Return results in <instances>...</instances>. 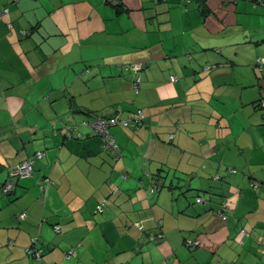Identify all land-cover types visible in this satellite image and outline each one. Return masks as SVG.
Listing matches in <instances>:
<instances>
[{
    "label": "crops",
    "instance_id": "0c3cea01",
    "mask_svg": "<svg viewBox=\"0 0 264 264\" xmlns=\"http://www.w3.org/2000/svg\"><path fill=\"white\" fill-rule=\"evenodd\" d=\"M262 1L0 0V264H260ZM138 110L114 161L91 122Z\"/></svg>",
    "mask_w": 264,
    "mask_h": 264
},
{
    "label": "trees",
    "instance_id": "16d2710c",
    "mask_svg": "<svg viewBox=\"0 0 264 264\" xmlns=\"http://www.w3.org/2000/svg\"><path fill=\"white\" fill-rule=\"evenodd\" d=\"M186 2H190V0H185ZM198 1H201L202 2V4H201V6L203 7V13H204V15H205V12H206V10H205V1L206 0H198ZM256 1H258V2H263L262 0H256ZM207 14V13H206ZM262 102V101H261ZM259 106L261 107V109H264V107H262L261 106V103L259 104ZM137 112L138 111H136V112H134V113H131V114H129L126 118H124V119H122V118H120L119 116H117V115H114V116H109V117H103V116H96L95 118H94V121H92L91 122V127H92V129L94 130V133H95V135L100 139V147H101V149L102 150H104V151H108L109 152V154L111 155V157H112V159L114 160V161H119L120 159H123V157H124V154H123V152H122V149H121V147H120V145H119V143L117 142V140L115 139V137L113 136V134L111 133V129L113 128V127H115V126H122V127H124V128H137V127H140L142 124H143V122H144V118L143 119H140L139 117H138V115H137ZM143 112V111H142ZM129 116H133L134 118L131 120V124L130 125H128V126H125L124 124H123V121H126V120H128L129 119ZM118 118L119 119V122L116 124V125H114V126H111V127H109V134L114 138V140L116 141V144H117V146H118V149L116 150V149H111L110 147H108V145H107V143H106V141H105V136L103 135V134H101L98 130H96V128H95V123H96V121L97 120H100V119H106V120H108V119H110V118ZM78 129H79V125H74V126H68V127H66L65 128V130L63 131L64 132V137H65V139L66 140H75V139H78V138H80L81 137V134L79 133V131H78ZM173 137V135H171V138ZM38 152H43V154L45 155V153H44V151H38ZM38 152H36L33 156H31L30 158H32V157H34ZM44 155H43V157H44ZM42 157V158H43ZM30 158H28V159H30ZM28 159H26V160H28ZM41 159V158H40ZM26 160H24V161H26ZM37 160H39V159H37ZM24 161H22L21 163H23ZM36 161V160H35ZM21 163H19V164H21ZM33 173H34V170H33ZM32 176V175H31ZM149 178V179H148ZM11 182H13V180H10ZM139 185L140 186H144V185H146L147 186V184H146V182L148 183V189H147V192L149 193V198L151 199L152 197H154L155 195H157L161 190H162V188L164 187V183L162 182V181H160L158 178H157V176H153L151 173H149L148 175H146L145 176V178H144V180L143 179H139ZM14 183V182H13ZM15 184V183H14ZM5 184H3V185H1V187L3 188V186H4ZM15 186V185H14ZM259 186H261V183H259ZM256 187V186H255ZM255 187H251V189H254V190H257V189H255ZM1 188V189H2ZM3 190V189H2ZM14 191V187H13V190H12V192ZM12 192H10V193H12ZM10 193H7V194H10ZM201 199V201H198V200H200ZM195 202L196 203H202V202H205V198L204 197H201V195H198V196H196L195 197ZM225 205V206H224ZM105 206V202L104 203H102V204H100L98 207H97V210H96V213H103V211H104V207ZM99 207H101L102 209L100 210L99 209ZM219 209H218V212H219V214L223 217V219H227L228 217H227V214H226V210L229 208V206H228V203H227V199H224V200H222L221 202H220V204H219ZM57 227H59L60 229L59 230H57L56 228ZM56 230H57V232H61V226L60 225H55V227H54ZM160 234V236H163L161 233H159ZM263 236H264V234H263ZM157 237L156 236H152V237H150V240H155ZM196 241H193V242H191V241H189L188 243H187V245L188 246H190L191 248L193 247V248H196L197 246H199V242H197V243H195ZM197 244V245H196ZM31 250V253H29V251ZM37 252H39L40 253V259H38L36 256H35V254L37 253ZM28 253L31 255V256H33L34 258H36L37 260H41L42 259V257H43V253H42V248L38 245V242H37V239L34 241V243L32 244V246H30L29 248H28ZM72 254H74V252H73V250H71V251H69V252H67V256H70V255H72ZM48 264H56V263H53V262H50V263H48ZM260 264H264V252H263V255L261 256V260H260Z\"/></svg>",
    "mask_w": 264,
    "mask_h": 264
},
{
    "label": "built area",
    "instance_id": "2783aa9c",
    "mask_svg": "<svg viewBox=\"0 0 264 264\" xmlns=\"http://www.w3.org/2000/svg\"><path fill=\"white\" fill-rule=\"evenodd\" d=\"M175 79H176L175 77H172L173 81H175ZM140 80L141 79L139 78V80L137 82L138 84L140 83ZM136 89H137V86H136ZM137 91H138V89H137ZM261 106L264 107V100H262ZM137 115H138V117L140 119L144 118L143 112L141 110H138ZM133 118H134L133 116H129V119L126 120V121H123V124L125 126L130 125L131 124V120ZM118 122H119V119L113 117V118H110L108 120L100 119V120H97L96 123H95L96 130H98L101 134H103L105 136V141H106L108 147H110L111 149H116V150L118 149V146H117L116 141L114 140V138L109 134L108 130H109V127L116 125ZM43 155H44L43 152H38L34 157L24 161L21 164L16 165L15 167L12 168L11 175L14 176V177H18V178H28V177H30L33 174L35 160L42 158ZM46 181L49 182V179H46ZM255 186H256V184L253 185V187H255ZM13 187H14V183L9 181L3 186L2 189H3L4 192L10 193V192H12ZM198 201H201V199L198 200ZM99 209L101 210L102 208L99 207ZM56 229L59 230L60 228L57 227ZM29 253H31V250L29 251ZM35 256L38 259H40L39 258L40 257V253L39 252H37L35 254Z\"/></svg>",
    "mask_w": 264,
    "mask_h": 264
}]
</instances>
